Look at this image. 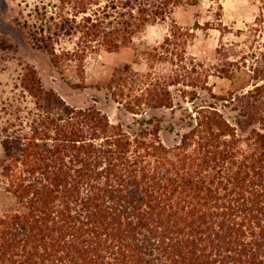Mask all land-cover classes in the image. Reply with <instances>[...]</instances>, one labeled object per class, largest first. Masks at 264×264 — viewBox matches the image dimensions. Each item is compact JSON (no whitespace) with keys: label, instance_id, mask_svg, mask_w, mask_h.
Returning <instances> with one entry per match:
<instances>
[{"label":"rangeland","instance_id":"rangeland-1","mask_svg":"<svg viewBox=\"0 0 264 264\" xmlns=\"http://www.w3.org/2000/svg\"><path fill=\"white\" fill-rule=\"evenodd\" d=\"M4 2L0 245L48 241L62 219L55 210L75 208L65 187L76 177L106 200L101 210H126L165 182L154 175L203 171L225 148L236 170L257 147L264 133V0ZM40 88L61 107L50 109L36 96ZM211 111L218 122L206 118ZM73 135L85 148L115 152H92V164L77 161L67 141ZM226 173L224 167L218 176ZM227 178L206 184L225 202L229 189L219 182ZM223 205L208 200L205 209ZM41 210L48 218L36 222Z\"/></svg>","mask_w":264,"mask_h":264},{"label":"trees","instance_id":"trees-1","mask_svg":"<svg viewBox=\"0 0 264 264\" xmlns=\"http://www.w3.org/2000/svg\"><path fill=\"white\" fill-rule=\"evenodd\" d=\"M36 96L47 98L50 109L61 107L51 92L40 88ZM69 113L76 114L71 109ZM211 113L206 118L218 122V114ZM96 117L108 130L114 129L105 117ZM86 118L95 121L91 113ZM68 137V147L80 162L94 163L92 152L97 156L115 152L92 145L85 148L74 143L80 142L74 135ZM259 138L236 170L227 166L231 152L225 148L215 152L212 163H202H207L203 171L172 174L169 168L152 176V181L158 177L165 182L151 185L126 210H101L106 200L90 191L89 180L76 177L73 186L65 187L71 195L68 205L71 202L75 208L55 210L62 219L45 234L49 240L39 247L27 241L20 246L0 245V260L12 264H264V133ZM224 167L227 173L218 176ZM212 176H228V183L219 182V187L229 189V202L207 187V180L213 185ZM215 198L223 202L221 210H206V201ZM46 214L36 215L35 221L47 219Z\"/></svg>","mask_w":264,"mask_h":264},{"label":"water","instance_id":"water-1","mask_svg":"<svg viewBox=\"0 0 264 264\" xmlns=\"http://www.w3.org/2000/svg\"><path fill=\"white\" fill-rule=\"evenodd\" d=\"M4 5H5L4 0H0V13H1V11H2ZM0 25H1L3 28H7V29H8V27L5 25V23H4L3 20L1 19V16H0Z\"/></svg>","mask_w":264,"mask_h":264}]
</instances>
